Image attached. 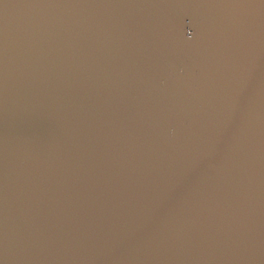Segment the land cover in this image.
Segmentation results:
<instances>
[{"label":"water","instance_id":"water-1","mask_svg":"<svg viewBox=\"0 0 264 264\" xmlns=\"http://www.w3.org/2000/svg\"><path fill=\"white\" fill-rule=\"evenodd\" d=\"M0 264H264V0H0Z\"/></svg>","mask_w":264,"mask_h":264},{"label":"clouds","instance_id":"clouds-1","mask_svg":"<svg viewBox=\"0 0 264 264\" xmlns=\"http://www.w3.org/2000/svg\"><path fill=\"white\" fill-rule=\"evenodd\" d=\"M188 36H189V38H191V36H192V33H191V31L188 33Z\"/></svg>","mask_w":264,"mask_h":264}]
</instances>
